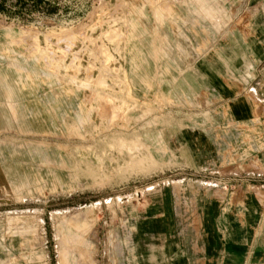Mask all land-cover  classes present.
<instances>
[{"label":"rangeland","instance_id":"obj_1","mask_svg":"<svg viewBox=\"0 0 264 264\" xmlns=\"http://www.w3.org/2000/svg\"><path fill=\"white\" fill-rule=\"evenodd\" d=\"M177 2L0 0V68L37 84L45 119L21 127L0 93V264H162L152 256L167 237L195 245L200 210L233 201L218 189L264 184V118L235 124L189 67L152 66L139 49L148 15ZM52 96L69 114L57 116ZM201 135L204 153L190 143Z\"/></svg>","mask_w":264,"mask_h":264},{"label":"crops","instance_id":"obj_2","mask_svg":"<svg viewBox=\"0 0 264 264\" xmlns=\"http://www.w3.org/2000/svg\"><path fill=\"white\" fill-rule=\"evenodd\" d=\"M148 1L155 11L161 9L160 0ZM155 16L152 12L147 18L148 42L138 43L139 49L154 61L152 66L189 67L185 74H193L196 86L201 85L212 96L228 102L229 116L235 124L250 125L254 117L264 118V0H178L171 13ZM158 17L164 19L156 26ZM108 55L106 65L112 66L113 56L110 54L108 59ZM82 68L83 64L78 66L79 74L86 72ZM133 72L137 73V68L131 67L130 73ZM140 81L145 84L143 77ZM35 85L27 75L0 68V93L10 103V112L21 127L36 122L35 113L45 121L44 112L35 108L39 103ZM116 100L115 96L105 97L112 105L111 118L117 113ZM49 101L57 103V116L69 114V110L62 109L65 101L53 96ZM50 118L46 120H53ZM71 119L84 121L80 116ZM184 135L188 139L189 134ZM201 136L197 137L199 141L190 143L204 153L209 141ZM263 145L259 142L258 148ZM245 182L236 180L234 185L218 189L220 194L233 196V201L226 204L214 200L200 210V234L195 245L188 246L186 238L167 237L162 242L161 256L152 258L162 264H264V184H260L261 180L257 184ZM6 188L0 171V191ZM238 195H244L242 202L235 201ZM8 243L16 249L14 238ZM34 258L41 260L42 256L36 252Z\"/></svg>","mask_w":264,"mask_h":264},{"label":"bare ground","instance_id":"obj_3","mask_svg":"<svg viewBox=\"0 0 264 264\" xmlns=\"http://www.w3.org/2000/svg\"><path fill=\"white\" fill-rule=\"evenodd\" d=\"M109 55H110V54H109ZM109 55H108V56H109ZM109 58H110V56L108 57V59H109ZM95 95H96V94H95ZM120 109H121V108H120Z\"/></svg>","mask_w":264,"mask_h":264}]
</instances>
